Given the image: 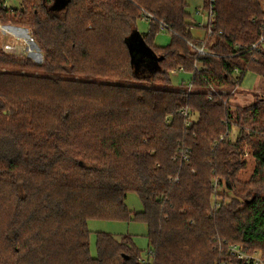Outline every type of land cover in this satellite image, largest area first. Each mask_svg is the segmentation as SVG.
Returning a JSON list of instances; mask_svg holds the SVG:
<instances>
[{
  "label": "trees",
  "instance_id": "16d2710c",
  "mask_svg": "<svg viewBox=\"0 0 264 264\" xmlns=\"http://www.w3.org/2000/svg\"><path fill=\"white\" fill-rule=\"evenodd\" d=\"M18 1L0 10L3 22L28 27L44 61L0 51V264H140L132 239L109 233H96L93 257L89 219L146 224L151 264H243L225 253L233 244L264 258V106L233 100L247 73L264 78L262 0H213L202 40L186 0ZM140 20L158 65L148 76L132 64ZM157 21L171 30L166 47L154 46ZM174 72L188 75L189 94L184 80L173 87ZM244 144L256 164L242 184ZM131 192L143 211L126 208Z\"/></svg>",
  "mask_w": 264,
  "mask_h": 264
},
{
  "label": "rangeland",
  "instance_id": "374dc122",
  "mask_svg": "<svg viewBox=\"0 0 264 264\" xmlns=\"http://www.w3.org/2000/svg\"><path fill=\"white\" fill-rule=\"evenodd\" d=\"M188 6V11L191 13V18L195 21H202L201 18H197L194 16V9L203 3V0H186ZM262 2V10L264 11V0ZM20 3L18 0H6V8L5 10L11 11L14 9H19ZM2 15L0 14V51L9 54L14 55L16 57H24L28 58L33 62L35 65H41L44 61V53H42L39 50L38 43L33 40L31 30L28 27H22L19 25H15L12 22L4 24ZM5 26H8L9 28H12L13 31H16L18 29L24 30L26 33L23 36L27 41L28 44L26 46L24 45L25 41L23 39H17L15 36L9 35L8 33H5L2 29L5 28ZM202 28V27H201ZM149 30V23L144 20H140L137 25V31L134 32L130 37V42L133 45V48L138 54L136 57L132 58V64L134 66V71L136 74H139L140 76H148L154 71H156L158 65L157 63H154L150 57L145 53L147 51L141 50L142 45V35L141 33H147ZM191 34L193 35V38L198 40H202L204 38L203 30L199 27H194L191 29ZM171 34H168L165 31H159L158 34L155 36L154 40V46L157 47H166L170 42ZM29 49H31V53L29 52ZM17 71V70H16ZM9 72H15V70H10ZM19 73H24L22 71H18ZM29 73H33L34 75H39L38 72L29 71ZM189 77L187 74L183 73H172V82L173 87L177 88L178 85L182 80L188 81ZM242 91L235 97H233L234 104L237 107L243 108L248 106H255L260 105L264 106V78L259 77L258 75H254L251 73H247L246 77L244 78V81L242 82ZM225 134V133H224ZM229 134V138L232 141H235L239 135V132L236 128H232L230 132H227ZM224 137V135H223ZM221 137V140L222 138ZM244 147V154L242 156V161L245 162V168L241 170L239 174V181L244 184L248 182L251 177L252 173L255 168V160L251 157L250 151L245 144ZM217 179H213L214 186L217 182ZM217 192L216 194L218 193ZM220 192V190H219ZM220 199V198H219ZM218 197L215 196V193L213 195L212 200V210L218 206ZM125 206L130 210L131 212H141L143 211L142 203L137 196L136 193L131 192L127 195L125 199ZM88 223V230H90V245H89V252H91V255L93 257L97 256L96 252V233H109L116 239H121L123 236L130 237L136 246L138 250H140V264L141 260H145L148 258V236H147V226L143 222H140L138 220H97V219H89L87 221ZM260 256V251H257Z\"/></svg>",
  "mask_w": 264,
  "mask_h": 264
},
{
  "label": "built area",
  "instance_id": "2783aa9c",
  "mask_svg": "<svg viewBox=\"0 0 264 264\" xmlns=\"http://www.w3.org/2000/svg\"><path fill=\"white\" fill-rule=\"evenodd\" d=\"M212 3H213V0H210V2H209L210 6L207 10H205L203 8V9H197V11L195 12L196 16L198 14L205 15L206 23L203 24V26L207 27L206 33L208 34V36L212 35L211 30L209 28V26L211 25V21H212L211 18L213 16V4ZM5 8H6V0H0V10H5ZM157 22H158L160 31H165L168 34H170L171 30H169L168 27L162 21H157ZM32 41L34 42V39ZM259 43H260V41L258 43H256L255 45H253L251 49L253 51L257 50L258 49L257 45ZM26 44L29 45V43H27V41H25L24 45L26 46ZM188 44L191 46V48L195 49L197 54L211 55L208 51H206L204 44H202L198 47L194 46L190 42H188ZM29 52L31 53V49H29ZM195 69H198V65H195ZM236 74H237V72H236ZM191 89H192V82L189 81V82H187L186 86L184 88H180L179 91L181 92V94H185V93L189 94L191 92ZM237 92H238L237 87H234L228 91L224 90V89L210 88L207 90V99H208V101H210L214 97H226L228 95V93L236 95ZM179 114L183 118V120H185V125L187 127H189L191 125V121H192L189 108L188 107L184 108L183 110L180 111ZM188 152H189L188 149L182 150L180 152V154L178 156L181 158V161L187 162L188 156H189ZM178 181H179V177H177V176H175L174 179L172 180V182H178ZM224 249H225L224 251L227 254L228 258L236 259L238 261H241L243 264H264V258L261 257L257 251H255V252H249L248 251L247 252L236 244L226 245L224 247ZM153 258H154L153 251L149 250L148 258L145 260H141V264H151L153 261ZM221 264H229V263L222 262Z\"/></svg>",
  "mask_w": 264,
  "mask_h": 264
},
{
  "label": "crops",
  "instance_id": "0c3cea01",
  "mask_svg": "<svg viewBox=\"0 0 264 264\" xmlns=\"http://www.w3.org/2000/svg\"><path fill=\"white\" fill-rule=\"evenodd\" d=\"M204 8V4H200L199 6H197L195 9H194V16L197 18H201L202 21H195L191 18V22L193 23V25H195L194 27H199L200 29H202L204 26L203 24L206 23V19H205V15H201V14H198L197 16L195 15V12L197 11V9H203ZM192 17V16H191ZM5 27H8V26H5ZM202 27V28H201ZM203 30V29H202Z\"/></svg>",
  "mask_w": 264,
  "mask_h": 264
},
{
  "label": "water",
  "instance_id": "95a60500",
  "mask_svg": "<svg viewBox=\"0 0 264 264\" xmlns=\"http://www.w3.org/2000/svg\"><path fill=\"white\" fill-rule=\"evenodd\" d=\"M132 50L134 51V55H135V57H136V55L138 54V52H136L135 50H134V48H132ZM141 50H145V51H147V52H145L147 55H148V57H150V59L154 62V63H156L157 62V60H156V56H154L150 51H148L145 47H142V49ZM134 57V56H133Z\"/></svg>",
  "mask_w": 264,
  "mask_h": 264
}]
</instances>
